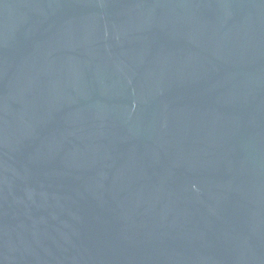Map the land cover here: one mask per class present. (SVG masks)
<instances>
[{
  "label": "water",
  "instance_id": "obj_1",
  "mask_svg": "<svg viewBox=\"0 0 264 264\" xmlns=\"http://www.w3.org/2000/svg\"><path fill=\"white\" fill-rule=\"evenodd\" d=\"M0 264H264V0H0Z\"/></svg>",
  "mask_w": 264,
  "mask_h": 264
}]
</instances>
